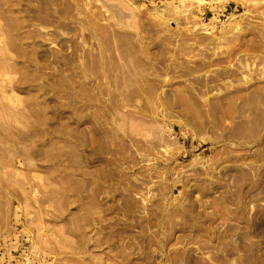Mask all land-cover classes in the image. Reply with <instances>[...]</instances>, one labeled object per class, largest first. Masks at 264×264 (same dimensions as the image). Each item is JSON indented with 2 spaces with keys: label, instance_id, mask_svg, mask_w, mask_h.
Segmentation results:
<instances>
[{
  "label": "rangeland",
  "instance_id": "1",
  "mask_svg": "<svg viewBox=\"0 0 264 264\" xmlns=\"http://www.w3.org/2000/svg\"><path fill=\"white\" fill-rule=\"evenodd\" d=\"M203 1L0 0V264H264V0Z\"/></svg>",
  "mask_w": 264,
  "mask_h": 264
},
{
  "label": "crops",
  "instance_id": "2",
  "mask_svg": "<svg viewBox=\"0 0 264 264\" xmlns=\"http://www.w3.org/2000/svg\"><path fill=\"white\" fill-rule=\"evenodd\" d=\"M227 7H228V8H227ZM228 10H230V11H231V10H232V8H231V7H229V6H225V7H224V11H228Z\"/></svg>",
  "mask_w": 264,
  "mask_h": 264
},
{
  "label": "bare ground",
  "instance_id": "3",
  "mask_svg": "<svg viewBox=\"0 0 264 264\" xmlns=\"http://www.w3.org/2000/svg\"><path fill=\"white\" fill-rule=\"evenodd\" d=\"M199 1H203V0H199ZM202 3L207 4V1L204 0Z\"/></svg>",
  "mask_w": 264,
  "mask_h": 264
}]
</instances>
